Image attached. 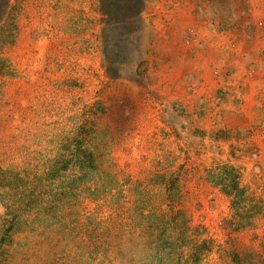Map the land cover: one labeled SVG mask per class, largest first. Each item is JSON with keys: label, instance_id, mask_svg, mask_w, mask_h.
Listing matches in <instances>:
<instances>
[{"label": "rangeland", "instance_id": "rangeland-1", "mask_svg": "<svg viewBox=\"0 0 264 264\" xmlns=\"http://www.w3.org/2000/svg\"><path fill=\"white\" fill-rule=\"evenodd\" d=\"M155 1L116 28L101 0H64L73 34L101 25L99 63L92 71L76 55L34 74L14 55L10 0L0 23V264H264V0H196L202 25L185 42L219 46L216 91L192 112L150 96L151 130L131 136L124 112L109 108L118 86L151 79Z\"/></svg>", "mask_w": 264, "mask_h": 264}, {"label": "crops", "instance_id": "crops-1", "mask_svg": "<svg viewBox=\"0 0 264 264\" xmlns=\"http://www.w3.org/2000/svg\"><path fill=\"white\" fill-rule=\"evenodd\" d=\"M63 1L17 0L19 32L13 46L14 55L19 66L26 63L33 66L34 74L38 63L43 62L44 66L47 63V71L52 73L56 71L53 67H58L59 63L76 55L87 62L92 60L93 71L101 58V25H93L87 28L89 30L73 34L71 26L63 21ZM195 2L196 0H156L151 7H147L148 25L154 37V42L149 43L153 46L150 62L147 64V73L151 79L140 89L124 79L127 83L114 89L112 107L109 108L114 110L117 117L124 112L125 134L127 131L131 136L138 132L145 135L151 130L150 114L147 112L150 96L153 99L160 97L162 102L169 97L171 104L177 101L186 107L187 112H192L197 111L202 102L205 103L206 97L201 99V93L203 96H210L216 91L210 69L217 62L218 54L214 50L219 46L215 47V43L210 41L202 43L203 47L199 48L197 44L189 46L185 42L187 30L200 28L202 25L200 18L193 13ZM193 81L203 86L198 95H192L187 90ZM121 94L126 98L124 111L117 104L116 97ZM117 119L114 118V121ZM172 121L178 125L185 123L183 118H172ZM187 125V133L196 125L200 129L210 128L207 121ZM196 139L198 140H194Z\"/></svg>", "mask_w": 264, "mask_h": 264}, {"label": "trees", "instance_id": "trees-1", "mask_svg": "<svg viewBox=\"0 0 264 264\" xmlns=\"http://www.w3.org/2000/svg\"><path fill=\"white\" fill-rule=\"evenodd\" d=\"M9 2L10 0L2 1L0 6V23L6 16ZM146 2L147 0H101V7L103 13L108 16L111 25L113 24L111 27L118 28L119 25L124 27L130 26L139 18L141 19L142 13L146 7ZM107 28L110 27H106L105 29ZM125 42H127V40H125Z\"/></svg>", "mask_w": 264, "mask_h": 264}]
</instances>
